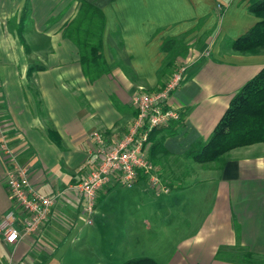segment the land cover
Masks as SVG:
<instances>
[{
	"label": "crops",
	"instance_id": "1",
	"mask_svg": "<svg viewBox=\"0 0 264 264\" xmlns=\"http://www.w3.org/2000/svg\"><path fill=\"white\" fill-rule=\"evenodd\" d=\"M82 1L0 0V143L6 136L40 194L68 190L96 168L92 134L101 133L108 146L119 143L137 116L133 97L142 88L161 90L182 66V84L168 105L184 112V126L173 137L157 135L165 150L151 162L157 182L140 173L129 188L152 191L160 204H133L131 198L126 205H106L117 186L112 184L99 193L95 220L102 222L109 210L117 217L122 207L130 222L145 217L147 233L163 238L157 253L138 258L158 264H264V143L231 151L220 170L186 158L194 143L210 139L232 98L264 68V50L240 54L232 48L258 21L249 0H86L106 17L108 71L94 82L65 34ZM170 41L177 45L167 52ZM6 168L0 151V224L15 211L21 228L24 212L7 190ZM213 181L217 204H181L186 188ZM81 214V197L66 191L38 234L15 245L0 240V264H49L53 258L63 264ZM183 216L186 224L176 223ZM181 233L185 237L165 253L160 244Z\"/></svg>",
	"mask_w": 264,
	"mask_h": 264
},
{
	"label": "built area",
	"instance_id": "2",
	"mask_svg": "<svg viewBox=\"0 0 264 264\" xmlns=\"http://www.w3.org/2000/svg\"><path fill=\"white\" fill-rule=\"evenodd\" d=\"M185 69H176L164 88L157 92H147L143 88L133 97L132 104L137 116L129 132L114 146H108L99 132L92 134L95 143L96 168L76 186L59 191L53 196L40 194L32 185L30 170L22 166L14 148L6 136H2L0 151L7 161L5 183L13 202L24 212L22 227L17 226L18 217L15 211H9L0 224V240L5 245H15L20 240L38 234L48 223L52 212L66 191L81 197L83 214L92 224L91 217L99 193L112 184L132 188L140 173L151 176L155 182L154 166L149 161V150L146 148L153 130L164 127L172 121H178L181 115L169 104L171 95L181 86ZM1 131V126H0ZM164 192H169L167 187Z\"/></svg>",
	"mask_w": 264,
	"mask_h": 264
},
{
	"label": "trees",
	"instance_id": "3",
	"mask_svg": "<svg viewBox=\"0 0 264 264\" xmlns=\"http://www.w3.org/2000/svg\"><path fill=\"white\" fill-rule=\"evenodd\" d=\"M248 11L257 23L233 42L232 48L240 54H254L264 50V0H249ZM106 17L101 9L84 0L78 16L67 24L65 34L77 46L81 65L91 82L108 71L103 53V33ZM176 41L167 42L164 49L171 52ZM165 74L173 67L169 64ZM167 83V82H166ZM166 83L162 88L165 87ZM178 121L152 131L146 148L149 161L154 163L157 153L163 152V140L157 135L173 137L184 126L183 115ZM264 143V68L232 98L230 105L207 142L194 143L186 158L203 166L223 169L227 155L238 148ZM214 165V166H213ZM253 258V254L250 253ZM125 264H158L149 257L132 259Z\"/></svg>",
	"mask_w": 264,
	"mask_h": 264
},
{
	"label": "rangeland",
	"instance_id": "4",
	"mask_svg": "<svg viewBox=\"0 0 264 264\" xmlns=\"http://www.w3.org/2000/svg\"><path fill=\"white\" fill-rule=\"evenodd\" d=\"M178 68H182V66H178ZM194 164L195 166H199V164L195 162ZM207 179L211 178L207 177ZM215 186V182L213 181L203 183L200 187L193 186L191 189L186 188L184 190L185 194H183L186 195L185 197L187 200L183 201L181 204H204L208 205V207L210 204H217L215 200ZM130 190L131 189L126 186L117 184V186L110 190L111 195L107 196L104 204L126 205L129 204L128 200L131 198L134 201L133 204H147L150 206L153 204H160L158 203L157 197L150 190L148 193H141L139 191L138 194L135 193L137 191ZM162 199H159V201ZM112 213L113 212L110 210L107 212L103 211L106 218H104L102 222H99L97 219L95 220V216L93 215L91 217L93 223L90 225L87 223L89 218L81 214L82 218L78 222V228L70 236V251L66 259L63 260V264H122L123 261L132 258L143 257L144 255L147 256L150 255V253H157L156 248L159 247V239H162L163 235L159 234L156 237L148 234L143 223L145 217L132 218L133 221L130 222L129 212L124 207L118 210L117 217L113 216ZM136 214L137 212L134 213V215ZM184 219L183 216L181 220H177L176 223L184 225L186 224ZM152 223L154 225L153 229H159L160 226L156 217ZM130 224H132V228H134L133 237L128 236ZM172 229V227L169 229L167 228L168 232ZM165 237L168 238L166 233ZM183 237L185 236L182 233L178 235L172 234L170 236L171 242L160 244V246L164 247L165 253L170 254L171 251H173V246L176 244L175 240ZM75 238L81 241L76 242ZM84 239L87 240L82 242ZM123 240L127 241L126 244L122 242ZM93 255L96 257H93ZM60 262V259L57 260L53 258L50 259L49 264H59Z\"/></svg>",
	"mask_w": 264,
	"mask_h": 264
}]
</instances>
